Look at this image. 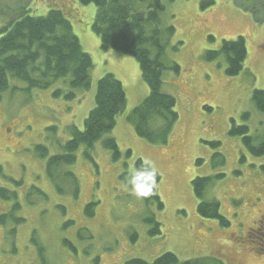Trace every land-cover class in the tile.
Wrapping results in <instances>:
<instances>
[{
    "label": "rangeland",
    "instance_id": "374dc122",
    "mask_svg": "<svg viewBox=\"0 0 264 264\" xmlns=\"http://www.w3.org/2000/svg\"><path fill=\"white\" fill-rule=\"evenodd\" d=\"M203 1L162 0L161 27L176 29L174 36L163 37L168 68L162 91L175 97L179 120L167 144H153L138 136L128 120L150 93L140 64L132 55L101 48L100 37L91 29L95 4L0 0V28L25 12L47 15L51 8L64 10L94 61L89 89L72 88L71 76L48 89H29L26 82L10 77L9 88L0 91V187L17 194L16 199L0 197V214L18 202L21 207L14 215L25 220L0 224V264H127L135 259L152 263L167 252L177 255L179 264L194 258L210 264H264V253L255 248L250 232L264 218V154L254 155L241 136L231 134L234 121L249 127L256 144L264 137V112L252 101L253 91L264 89V0H215L202 7ZM240 35L247 39L248 56L244 70L229 77L225 56L216 61L203 56L224 39ZM108 73L123 83L126 109L115 128L94 145L92 160L81 146L76 162L60 167L54 182L47 159L35 148L46 146L49 156L63 152L62 145L71 137L69 127L84 128L95 106L98 80ZM57 90H62L59 97L54 96ZM70 91L75 98L66 97ZM108 137L117 141V159L104 146ZM137 159L161 176L163 210L121 179ZM66 172L77 177V194ZM196 177L213 178L204 197L220 203L230 225L199 214L192 183ZM90 203H96L92 215L86 212ZM149 215L161 223V235H150L151 225L145 220Z\"/></svg>",
    "mask_w": 264,
    "mask_h": 264
},
{
    "label": "trees",
    "instance_id": "16d2710c",
    "mask_svg": "<svg viewBox=\"0 0 264 264\" xmlns=\"http://www.w3.org/2000/svg\"><path fill=\"white\" fill-rule=\"evenodd\" d=\"M81 5L95 4L97 11L91 24V29L101 40L103 49H114L134 56L141 68L142 77L150 88L148 97L129 114L128 120L135 126L138 136L153 144H167L172 130L179 120L175 110L176 99L162 91L164 70L168 63L164 61L167 44L163 37L170 38L175 34V27H161V13L165 9L162 0H75ZM173 1V0H169ZM214 0H204L202 7L211 6ZM63 33H57L58 28ZM212 39L213 37L210 36ZM154 50V55L152 53ZM248 55L247 39L240 35L235 39H224L221 46L215 50H206L204 59L216 61L226 57V74L229 77L238 76L245 66ZM94 66L92 56L85 52L81 42L73 32L71 21L64 10L51 8L47 15H35L29 12L10 21L0 28V91L9 88V78L14 77L26 82L29 89H48L59 79L71 76L70 85L74 89H89L91 86V70ZM172 68L180 72V66L173 63ZM62 90H57L54 96L59 97ZM67 98L76 97L70 91ZM252 101L256 108L264 112V89H256L252 93ZM127 96L122 82L114 74H105L98 80L95 95V106L85 119L84 128L70 126L71 137L62 145L63 152L49 156V149L44 145H37V154L47 159V171L55 182L56 171L60 167L72 165L77 160V151L85 146V156L92 160L91 150L94 145L110 133L116 126L118 116L124 112ZM248 117V115H245ZM232 135L243 138L247 148L257 156L264 154V137L256 144L255 137L250 134L246 125L239 126L233 121ZM218 144V143H214ZM104 146L111 150L115 159L121 153L117 141L113 137L104 140ZM131 154V151H128ZM134 169L151 173L154 172L151 191L148 195H140L148 203H157L160 210L164 203L159 195L161 176L143 159H137ZM78 193L77 177L72 172L65 173ZM133 171L126 170L121 179L132 187ZM212 177H196L193 179L194 191L199 199L198 212L203 218L220 219L225 225L230 222L220 212V203L216 200H206L205 190ZM0 197L16 199L17 194L0 187ZM96 203H90L86 212L92 215V208ZM21 206L17 202L12 210L0 214V224H7L9 220L17 223L24 222V218H16L14 211ZM150 225V235L162 234L161 223L154 215L145 219ZM15 233V230L13 231ZM251 239L258 249L264 253V218L259 227L251 231ZM74 249L70 241H65ZM43 252V249L40 248ZM44 259V258H42ZM218 264H225L217 260ZM180 260L172 252L164 253L152 263L142 259H135L127 264H179ZM182 264H210L208 259L194 258Z\"/></svg>",
    "mask_w": 264,
    "mask_h": 264
},
{
    "label": "clouds",
    "instance_id": "9594fccd",
    "mask_svg": "<svg viewBox=\"0 0 264 264\" xmlns=\"http://www.w3.org/2000/svg\"><path fill=\"white\" fill-rule=\"evenodd\" d=\"M134 175L130 181L133 191L139 195H148L151 191L152 181L154 180V172L145 173L138 170H132Z\"/></svg>",
    "mask_w": 264,
    "mask_h": 264
},
{
    "label": "crops",
    "instance_id": "0c3cea01",
    "mask_svg": "<svg viewBox=\"0 0 264 264\" xmlns=\"http://www.w3.org/2000/svg\"><path fill=\"white\" fill-rule=\"evenodd\" d=\"M87 35H88V37H89L90 39H92V41L94 42V44H96V45L99 44L98 41H97V43H96L95 39H93V37H92V35H91L90 32H88Z\"/></svg>",
    "mask_w": 264,
    "mask_h": 264
}]
</instances>
